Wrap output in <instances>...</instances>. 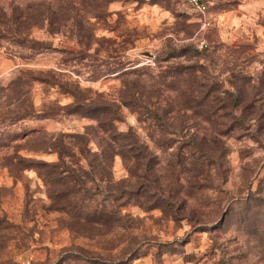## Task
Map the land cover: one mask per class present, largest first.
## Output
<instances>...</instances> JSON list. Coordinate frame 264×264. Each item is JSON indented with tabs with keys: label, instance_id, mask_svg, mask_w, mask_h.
Returning <instances> with one entry per match:
<instances>
[{
	"label": "rangeland",
	"instance_id": "1",
	"mask_svg": "<svg viewBox=\"0 0 264 264\" xmlns=\"http://www.w3.org/2000/svg\"><path fill=\"white\" fill-rule=\"evenodd\" d=\"M207 2L0 0V264H264V0Z\"/></svg>",
	"mask_w": 264,
	"mask_h": 264
},
{
	"label": "built area",
	"instance_id": "2",
	"mask_svg": "<svg viewBox=\"0 0 264 264\" xmlns=\"http://www.w3.org/2000/svg\"><path fill=\"white\" fill-rule=\"evenodd\" d=\"M182 3L186 4L193 12H195L199 17V21L203 28L209 26V18L207 17V6L202 0H180Z\"/></svg>",
	"mask_w": 264,
	"mask_h": 264
},
{
	"label": "trees",
	"instance_id": "3",
	"mask_svg": "<svg viewBox=\"0 0 264 264\" xmlns=\"http://www.w3.org/2000/svg\"><path fill=\"white\" fill-rule=\"evenodd\" d=\"M179 2H181L180 0H178ZM202 2H204L205 4H206V6H207V13H208V9H209V7H208V2H207V0H202ZM182 3V2H181ZM183 5H185V6H187L186 4H184V3H182ZM188 7V6H187ZM189 8V7H188ZM67 175L69 174V173H67V172H65ZM70 183H76V181L75 180H73V181H71ZM75 192H71L70 193V195H73ZM102 214H99V216H101ZM117 215H119V212L115 209V208H113L111 211H110V215H109V220H112V219H115L116 217H117ZM117 219H119L118 217H117Z\"/></svg>",
	"mask_w": 264,
	"mask_h": 264
}]
</instances>
